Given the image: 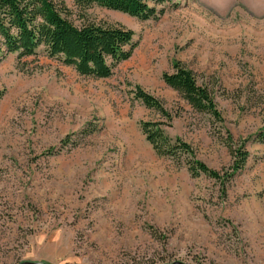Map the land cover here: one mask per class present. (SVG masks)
I'll use <instances>...</instances> for the list:
<instances>
[{
	"label": "rangeland",
	"instance_id": "obj_1",
	"mask_svg": "<svg viewBox=\"0 0 264 264\" xmlns=\"http://www.w3.org/2000/svg\"><path fill=\"white\" fill-rule=\"evenodd\" d=\"M155 8L145 20L87 9L134 33L109 77L41 49L0 60V264H264V0ZM173 60L212 90L220 121L163 82ZM137 87L170 116L145 107ZM142 121L219 177L193 176L187 154L158 155ZM229 137L248 153L230 176Z\"/></svg>",
	"mask_w": 264,
	"mask_h": 264
},
{
	"label": "trees",
	"instance_id": "obj_2",
	"mask_svg": "<svg viewBox=\"0 0 264 264\" xmlns=\"http://www.w3.org/2000/svg\"><path fill=\"white\" fill-rule=\"evenodd\" d=\"M164 1L70 0L68 4L67 0H0V60L10 53H16L19 59L34 56L41 49L49 58L72 67L80 75L109 77L113 68L128 59L136 47L134 33L119 23L88 19L87 9L96 5L145 20L155 16V5ZM171 68V72L162 74L163 82L194 111L220 121L212 90L207 84L199 83L196 73L179 60H173ZM134 93L145 107L170 116L153 95L140 87ZM140 127L158 155L187 154L190 156L186 161L188 171L193 176L219 177L217 171L194 158L189 144L178 138L170 139L159 122L142 121ZM230 140L229 137L227 144L232 156V171L226 174L228 176L241 169L248 156L243 145L233 147Z\"/></svg>",
	"mask_w": 264,
	"mask_h": 264
},
{
	"label": "water",
	"instance_id": "obj_3",
	"mask_svg": "<svg viewBox=\"0 0 264 264\" xmlns=\"http://www.w3.org/2000/svg\"><path fill=\"white\" fill-rule=\"evenodd\" d=\"M20 264H41V263L35 262V261H24V262H21ZM166 264H189V263L176 260L174 262L166 263Z\"/></svg>",
	"mask_w": 264,
	"mask_h": 264
}]
</instances>
